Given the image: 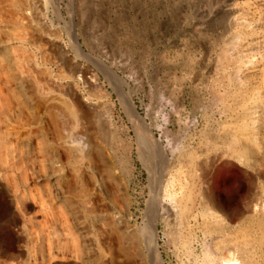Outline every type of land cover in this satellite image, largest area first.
<instances>
[{
	"label": "rangeland",
	"instance_id": "1",
	"mask_svg": "<svg viewBox=\"0 0 264 264\" xmlns=\"http://www.w3.org/2000/svg\"><path fill=\"white\" fill-rule=\"evenodd\" d=\"M25 1L28 14L37 12L31 17L24 11V25L54 38L58 46L45 53V38L6 46L5 29L15 31L0 19V101L19 102L20 117L29 121L41 116L39 100L9 81L11 66L25 60V73L29 62L49 70L59 82L50 91L63 105L64 136L80 149L83 137L77 132L86 127L108 153L113 181L90 196L94 207L113 208L135 236L143 235L160 208L164 217L157 224V242L165 264H225L229 259L264 264V228L259 225L264 172L257 173L259 167L264 170V6L255 0ZM67 81L93 103L88 120L63 86ZM123 101H130L167 160L155 155L151 166L143 164L140 129ZM48 178L39 173L28 182L38 201L52 188ZM205 189L226 214L204 212ZM64 207L59 204L56 211L68 212ZM97 227L100 245L108 246V234ZM244 245L249 261L239 250ZM117 258L119 264H131L121 253ZM141 258L149 264L145 254Z\"/></svg>",
	"mask_w": 264,
	"mask_h": 264
},
{
	"label": "bare ground",
	"instance_id": "2",
	"mask_svg": "<svg viewBox=\"0 0 264 264\" xmlns=\"http://www.w3.org/2000/svg\"><path fill=\"white\" fill-rule=\"evenodd\" d=\"M255 3L258 7L264 6V0H255ZM31 4L29 3V5ZM27 7H29L28 1L25 0H0V19L2 22L10 23L15 31L13 33L5 29L6 39L3 44L7 46L10 41H19L22 44L27 40L42 41V38H45L43 50L45 53V50L57 48V40L43 35L42 31L38 29L31 31L24 25L26 14L29 13ZM29 11L30 14L37 12ZM36 25L38 24L36 23ZM3 32L5 33V31ZM13 52L15 51L13 50ZM47 59L49 58L44 60L47 61ZM22 61L25 62V60H21V63L13 62L12 77L9 81L18 84L20 89L31 92L39 100L42 114L29 121L30 119L20 117L19 102L0 101V264H119L118 253H121L123 258L131 264H144V258H141L142 253L149 258V262H147L149 264H165L157 242V224L159 219L164 217L160 213L161 209L156 210L148 219L143 235L139 233L142 236L140 237V235H134V230L126 222H123L124 218L122 219L121 215L113 208L108 211L103 207H94L90 202V196L95 195L104 182L113 181V171L107 161L108 153L97 140L96 133L86 127H79L81 130L77 132L79 138L83 137L82 148H75L74 144L72 145L67 140L65 134L62 133V127L66 124V119L62 116L63 107L61 108V106L63 105L58 103L56 97L51 94V88L59 87V82L53 79L45 67L35 66L31 62L27 63L28 71L25 73L26 65ZM34 72L36 73L34 74ZM111 77L113 81L118 82L114 75ZM92 82V80L89 81V83ZM119 85H121L120 80ZM63 86L68 87V91L75 96L76 108L82 112L81 117L88 120L93 103L81 98L73 82L68 83L67 81ZM122 104H124L130 120L137 125L138 130L140 129L138 156L143 164L151 166L152 158L155 155H161L163 161L167 160L166 152L163 153L160 146L154 142L145 123L137 116L130 101H125V103L123 101ZM261 104L263 105V103ZM242 127L245 130L247 125ZM232 148L234 149V146ZM30 150L32 156H30ZM243 154L246 152L244 151ZM75 160L78 162L72 165ZM124 163L129 168L131 167L130 159H125ZM37 164L39 172L36 170ZM246 166L251 169L255 167L252 163H247ZM188 167V174L193 176L194 168L191 165ZM260 168L257 169V173L264 172ZM39 173L49 177L53 184L52 188L47 190L45 198L38 201L27 187L29 180L35 175L38 176ZM157 173L159 172L157 171ZM16 176H19L20 182L16 180ZM201 192L203 195L201 205L204 212L210 210L212 214H226L224 207L212 200L206 189ZM111 194L113 193L111 192ZM157 195L160 196V194ZM59 204L64 205L68 212L56 211ZM186 210L184 211L186 212ZM259 225L264 228V218L261 219ZM96 226L108 234L105 236L110 238L108 246L100 245L101 241ZM261 244H264V238L261 240ZM239 250L242 257L249 261L246 246L240 247ZM136 257L137 262H135ZM233 261L237 262L234 259ZM233 261L229 259L225 264H232ZM235 262L233 264H237Z\"/></svg>",
	"mask_w": 264,
	"mask_h": 264
}]
</instances>
